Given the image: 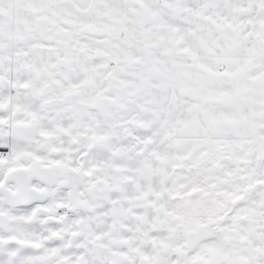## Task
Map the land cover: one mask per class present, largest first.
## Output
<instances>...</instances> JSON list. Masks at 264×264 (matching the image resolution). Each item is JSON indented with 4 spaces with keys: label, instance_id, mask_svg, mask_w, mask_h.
I'll list each match as a JSON object with an SVG mask.
<instances>
[{
    "label": "clouds",
    "instance_id": "obj_1",
    "mask_svg": "<svg viewBox=\"0 0 264 264\" xmlns=\"http://www.w3.org/2000/svg\"><path fill=\"white\" fill-rule=\"evenodd\" d=\"M0 264H264V0H0Z\"/></svg>",
    "mask_w": 264,
    "mask_h": 264
}]
</instances>
